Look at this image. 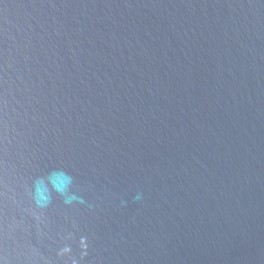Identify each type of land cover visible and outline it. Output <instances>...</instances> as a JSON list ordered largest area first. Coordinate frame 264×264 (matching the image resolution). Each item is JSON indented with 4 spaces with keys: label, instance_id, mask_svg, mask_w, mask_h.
I'll return each mask as SVG.
<instances>
[{
    "label": "water",
    "instance_id": "water-1",
    "mask_svg": "<svg viewBox=\"0 0 264 264\" xmlns=\"http://www.w3.org/2000/svg\"><path fill=\"white\" fill-rule=\"evenodd\" d=\"M0 264H264V0H0Z\"/></svg>",
    "mask_w": 264,
    "mask_h": 264
}]
</instances>
